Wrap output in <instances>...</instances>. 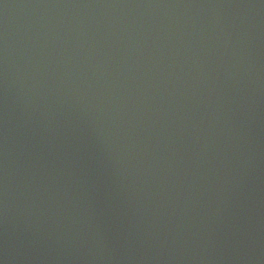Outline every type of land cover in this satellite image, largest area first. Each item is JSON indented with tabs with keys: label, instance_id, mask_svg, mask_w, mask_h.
<instances>
[{
	"label": "water",
	"instance_id": "1",
	"mask_svg": "<svg viewBox=\"0 0 264 264\" xmlns=\"http://www.w3.org/2000/svg\"><path fill=\"white\" fill-rule=\"evenodd\" d=\"M0 264H264V0H0Z\"/></svg>",
	"mask_w": 264,
	"mask_h": 264
}]
</instances>
